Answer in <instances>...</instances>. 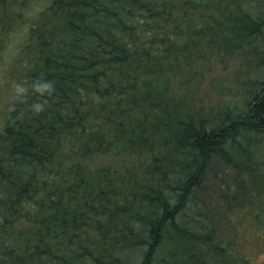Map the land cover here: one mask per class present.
I'll use <instances>...</instances> for the list:
<instances>
[{"label": "trees", "instance_id": "1", "mask_svg": "<svg viewBox=\"0 0 264 264\" xmlns=\"http://www.w3.org/2000/svg\"><path fill=\"white\" fill-rule=\"evenodd\" d=\"M1 59L0 264H253L213 161L264 181V0H0ZM217 63L231 102L201 95ZM37 77L39 116L12 95Z\"/></svg>", "mask_w": 264, "mask_h": 264}, {"label": "rangeland", "instance_id": "2", "mask_svg": "<svg viewBox=\"0 0 264 264\" xmlns=\"http://www.w3.org/2000/svg\"><path fill=\"white\" fill-rule=\"evenodd\" d=\"M20 37V35H19ZM16 43L12 46L15 47ZM0 60V79L3 76V71L6 69L7 62ZM2 61V62H1ZM243 65L241 63H229L228 67L226 65H222L217 63L215 69L213 71L214 75H220L221 78H226L224 83V89L221 94L217 91H211V79L206 78L205 80H200L202 84V88L204 91H201V95L206 98V100L211 101H232L235 97L240 96L241 92L236 91L240 88V80L242 79V75L238 74V71H241V67ZM244 69V66H243ZM9 78L8 81H10ZM198 80L193 81V86L198 85ZM192 86V87H193ZM0 104H2V100H0ZM264 150V149H263ZM254 155V154H253ZM252 155L254 163L250 166V169L256 170L258 167L259 161H256L255 157ZM227 162L236 163L235 160L228 158ZM214 168L218 171L222 172L221 182L224 185V191L221 193L213 192V198L215 199V203L222 197V195L226 196L230 199V202L233 204V210L236 211L234 215H228L229 224L226 222V217H222L225 220V227L230 231V223L232 232L237 233L239 239L240 246L242 250H246L248 248L252 253H254L253 264H264V239L263 242L256 240V234L253 233V226L249 222L246 221V215H252V213H256L257 215H262L261 212L264 210V181L261 177L256 174L250 177H246L245 174H241L232 169L231 165H227L220 159L213 161ZM254 171L253 174H254ZM263 171V167L261 166L260 172ZM214 171L206 172V176L202 177L200 183L202 185H212V187L218 189V183L215 181L213 174ZM242 182V185H239V181ZM244 184V185H243ZM233 211V212H234ZM219 219L216 218V221ZM222 220V221H223ZM264 228V224H263ZM259 232V231H257ZM256 236V237H255ZM209 264H215L212 260L208 262ZM217 264V263H216Z\"/></svg>", "mask_w": 264, "mask_h": 264}, {"label": "clouds", "instance_id": "3", "mask_svg": "<svg viewBox=\"0 0 264 264\" xmlns=\"http://www.w3.org/2000/svg\"><path fill=\"white\" fill-rule=\"evenodd\" d=\"M55 84L46 78H35L31 83H14L12 86V95L15 102L26 103L29 93L38 97L29 105V111L35 116L44 113L49 106V99L55 93ZM14 109L13 107L9 110Z\"/></svg>", "mask_w": 264, "mask_h": 264}, {"label": "bare ground", "instance_id": "4", "mask_svg": "<svg viewBox=\"0 0 264 264\" xmlns=\"http://www.w3.org/2000/svg\"><path fill=\"white\" fill-rule=\"evenodd\" d=\"M261 157H262V155H261ZM263 158H264V157H263ZM263 158H262V159H263ZM217 171H218V170H217ZM214 175H215V174H214Z\"/></svg>", "mask_w": 264, "mask_h": 264}]
</instances>
